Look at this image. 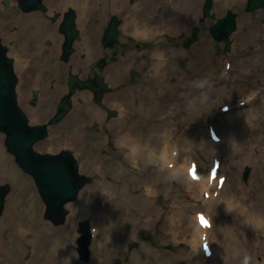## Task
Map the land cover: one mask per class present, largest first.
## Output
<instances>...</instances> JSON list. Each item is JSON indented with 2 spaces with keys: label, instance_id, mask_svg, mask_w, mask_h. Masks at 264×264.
<instances>
[{
  "label": "rangeland",
  "instance_id": "rangeland-1",
  "mask_svg": "<svg viewBox=\"0 0 264 264\" xmlns=\"http://www.w3.org/2000/svg\"><path fill=\"white\" fill-rule=\"evenodd\" d=\"M129 4L131 3L130 0H128ZM138 0H135L134 3H138ZM203 3V2H202ZM247 0L239 7L233 8V7H227L225 11L223 10L220 14L217 12L214 4L213 11L215 12L214 18H207L205 22L199 23V19L202 14V4L200 6L198 15L195 17L194 21L191 23H186L185 26H183L180 29L172 30L170 28L162 30V32L159 31V34H155L151 36V38H146L142 36H138L136 33L127 31L125 32L123 30V24L120 27L121 29V40L119 44L117 45V52L120 53L123 57V60H125L126 64V73L124 70H122L121 62L116 63L115 65L118 66V69L120 73L118 72V76L116 77V87L114 86L113 93L117 95L118 100L120 98L129 99L132 102V105H135V101H133V98L131 95V91L135 89L137 86H140L142 84L144 85H150V88L156 90L159 89L160 94L162 95L160 97L161 102L164 104V108L166 111H168L169 107L168 105L177 104L179 107V110L181 109L180 114L176 118H170L168 120L169 124H179L180 127L177 129V133L179 137H182L181 134L184 130H186L187 137L186 140V146L182 147L183 152L185 154L182 155L180 158V161H184L185 158H187V161L189 160L188 156H192L193 158H197L201 165V170L206 172L211 160V155L206 154L201 148L198 147L195 148L196 142L194 141L197 139L198 143H201L202 140L206 139V123L208 119L215 120L212 117H209L213 115V112L206 115V110L211 109L214 103L216 102V107L219 105L222 101H227L234 103L238 98L245 96L243 95H236L232 94L229 91H235L241 88L246 87H253L256 86L257 83H261L259 85V98L255 103H251L247 109H239L237 114L247 123H253L257 127H264V82L262 81L264 78V60H261L256 63V66L253 69L250 68H242L240 74L238 75L237 79H234L233 82L227 83L224 82V76L221 74V70L223 67V59L226 57H229L233 60V71L231 72V75L234 74V72L237 70L236 64L241 63L243 61H249V64H252L253 58H257L259 55L264 54V50H261L260 53H254L255 46L253 43L247 44L244 47H238L236 45V34L240 30L242 20L247 19L250 21H260V24L263 26V43H264V17L257 18L256 14L262 10H256L249 12L246 10L247 7ZM233 9L238 13V29L236 33L233 35L234 43L232 50L230 52H225V43L224 42H218L215 39H213L211 33H210V27L215 23V21L226 14L227 9ZM264 9V8H263ZM19 10L17 6L11 2V7L9 9H5L3 5H1L0 10V33L2 35L4 34V27L7 26L8 33H12L14 29V23L15 18L19 15ZM121 17L123 20L126 19V13H120L115 12ZM113 12L110 14H107L105 20L103 23H101L100 14L98 12H95L91 16V36L93 37V46L95 49H97V55L95 56V59H97L100 56L106 55V51L104 50L102 43H101V36L103 34V31L105 27L107 26ZM154 14H148L147 16H150ZM161 16L160 13H158L153 20H157ZM254 21V22H255ZM101 24V25H100ZM98 25V33L94 32V26ZM199 25L201 27V31L199 34V39L190 47L185 48L184 45H182L183 40L192 33L193 26ZM248 29V26L245 25L241 29L242 32H246ZM160 37V40L162 39V42L160 43L157 37ZM137 39H141L140 41ZM148 39V40H146ZM5 42L8 43L7 39H4ZM137 43H140V46H137ZM147 43V44H146ZM43 49H47L43 51ZM151 49H153L152 55H151ZM155 49H161V55L163 57L162 63L159 62L158 57L154 58L153 55ZM26 51L32 55V54H40L39 57H37L36 61L38 63L39 60H42L41 64H46L45 68L43 70H40V73L43 75V81H47L49 87L47 88V92L50 93L53 91V88L56 84H60L63 86V90L60 92V95H62L65 91H67V76L68 71L70 68H72L74 71L77 69H74L72 66H70V63L74 60L71 59L70 63L66 64L64 62H60L58 58L53 56V54H50L48 50V46L45 44H37V42L30 40L29 46L26 48ZM124 51V53H123ZM163 53V54H162ZM155 60V63L162 64L163 68L161 72L165 73L166 80L161 78L157 82L150 83L149 80H147L145 77L150 76L151 74V68L153 69V59ZM191 60H195L196 64L191 65ZM206 63V64H205ZM207 64L210 65L208 68ZM92 65H94V62H91V65H88V69L90 70ZM192 66V67H191ZM114 67V68H113ZM195 67V68H193ZM204 67L202 70L201 68ZM112 68V69H111ZM111 75L115 72L117 67L114 65H110L109 67ZM209 69V70H208ZM137 70L139 72V76L136 78H133L131 76V71ZM195 70L196 73H193ZM201 70V71H200ZM207 72L210 73L208 77H203L207 75ZM92 73V72H91ZM196 75L197 78L195 81L204 79L206 83L208 82L209 85H212L214 87H219L221 84H226L224 86H221L215 90V93L210 90L209 92V101L202 99V92L196 93L193 91L192 93V102L190 101L188 94V91L181 90L178 91L180 88L183 89V83L184 80L190 81L191 78ZM179 83V86L176 87V91L173 93L172 99L170 101H167V103H164V95L165 91H173L171 86L169 89L164 90L163 87H168L171 84H177ZM160 83H165L162 86H159ZM182 83V84H181ZM118 84L119 87H118ZM220 84V85H218ZM123 85H126V87H123ZM253 91V90H251ZM54 94V91L52 92ZM170 93V92H169ZM228 93V94H227ZM110 94V93H109ZM109 94L105 95L108 96ZM58 95V97L60 96ZM50 96V95H49ZM78 96V97H77ZM76 97V105H81L82 102L79 100V98H83L81 95H77ZM224 96V97H223ZM57 97V98H58ZM104 97V98H105ZM128 97V98H127ZM223 97L221 101H215V99ZM48 98V96H47ZM46 98V99H47ZM215 98V99H214ZM57 102V101H56ZM187 108L194 109L195 107H202L205 109V117L203 120L200 118H192L191 126L184 125L183 126V109L185 111V105L187 104ZM128 103V102H127ZM126 105L122 102H119L117 106L120 105ZM129 104V103H128ZM122 105V106H123ZM110 107V105H108ZM117 106H112L116 107ZM181 106V107H180ZM41 106H39V114L43 115L42 121H47L49 117L54 113L56 109V105H47L43 106V113L40 109ZM88 107V105L85 106V108ZM99 106L93 101V96L91 97V127H97L98 131H91V133H88L85 128L86 122H90L88 116H86V119L84 121H81L80 115H85L88 113L90 108H87L86 110L79 112H72L70 113L65 120L60 122L57 125L51 126L50 128V135L47 139L39 142L37 144V149L40 151H57L60 148H72L74 152L77 154L82 167V172H85L87 174H91L94 176V181L91 183V185H87L80 193L79 198L69 204V208L71 209V214L68 216L67 221L63 225L56 226L50 221H47L43 217L45 205L38 193L37 187L33 181V178L23 172L21 168L16 163L14 156L7 152L6 147L4 145V138L5 134L0 132V140H1V146L4 150V153L8 155L11 159V163L14 166V169L16 171V174L23 176L26 178V182L18 183L15 182L11 177H2L0 179V184L2 183H10L12 190L7 196L6 204H5V212L0 217V221H2L5 218L6 211L9 210V207L11 205V202L14 200L19 204L20 212L24 214V220L29 222L30 217L33 216L34 213H39V220L41 224L46 225L50 235L46 238V244L47 247H54V246H60V248H65V240H67V235L72 238L71 240V256L73 257L74 264H84L91 261H82L79 259L78 252L76 250V239L79 236L78 227H79V221L81 219H84V217L91 216L93 219V222L97 224L100 227V238L97 240L98 246L102 248L104 236L106 233V227H107V219L105 214L107 211L105 210V201L103 199H100L96 197V192L94 193V196H91V187L98 183V181L101 179L102 176L111 175V174H120V176L127 174L125 172L126 168L129 166L125 164L123 161L122 154L120 153L119 147H118V132L114 131L110 126L109 123L117 118L119 114L115 116L109 117L107 112L105 120L98 119L94 115V108ZM236 108H239L236 106ZM235 108V109H236ZM217 113V110H216ZM97 116V115H96ZM98 117V116H97ZM209 117V118H208ZM218 118V116H217ZM134 117L132 115L129 116V123L127 124L128 128L130 129L132 127V121ZM238 120H241L240 118H237ZM154 121L157 122V117H155ZM40 122V121H39ZM126 122V121H125ZM173 127V125H171ZM170 127V126H169ZM222 127V125H221ZM220 130V128H219ZM256 133L261 132L260 129L255 130ZM146 135H144V140L147 141ZM56 137L58 139V142L53 144L51 148H46L43 146L45 142L50 140L52 137ZM175 137L177 135H174ZM183 138V137H182ZM189 144V145H188ZM224 150V158L225 160V171L229 173V180H228V190L231 191H241L239 186H247L246 193L244 195L251 196L256 195L258 193V186H260L263 183V179L257 180L254 183L252 182V175L254 171V165L251 162H243L241 164L239 172H237L236 168H232L231 163L228 161L227 157V147H221ZM253 152L257 153L258 148L254 146ZM91 160L96 161V169H92L90 166H87L89 163H91ZM83 165H86L84 168ZM245 166L251 167V172L248 179L243 178V172L245 169ZM150 168L147 169L149 171ZM119 176V177H120ZM150 174L148 173H141L140 179L137 181H140L142 178H149ZM264 178V176H262ZM145 182V181H143ZM154 183L152 182H145V186L143 190H137L135 194H142L145 192V188H147L149 185L152 186ZM159 190L157 193V197L155 198L156 205L158 207H161L162 209L158 210V217L154 221H152L150 224H143L140 225L133 234L128 236L127 234L122 239L123 240V249L121 256H117L114 259L113 264H116L119 260H121L120 264H193L192 258L196 254V251H194L191 239H192V221L188 218L191 214H193L194 211L198 209H206L204 206L203 200L201 196H197L188 202H182L180 203L184 208H178L173 206L174 198L180 199L183 197V193H185V190H181L178 186V180L176 178H171L169 176L162 175L161 178H159L158 181ZM129 187V186H127ZM263 199V198H262ZM168 202L166 205L165 203ZM245 203L247 201H244ZM193 204V205H192ZM126 209H129V204H126ZM167 209L170 210L169 215H171V220L173 222V226L168 229V223H167V217L165 218V213ZM211 212L213 213L216 221V226L214 230V235L220 238L222 234H220V230H223V226L225 224L233 223V216H229L222 212L220 207H217L216 210L214 208H210ZM76 211V212H75ZM77 211L80 214V218L75 223L74 228L71 230L72 234H68V232H62L61 229H63L71 220L73 215L77 213ZM179 211H184L185 217L181 219V215ZM173 212V213H172ZM40 227L38 223V219L35 222L31 223V226L29 229L26 230L25 240L28 243L27 250L25 252L26 254V260H29L32 255L33 246L31 244V241L36 238V232L37 229ZM186 227V232H182V228ZM28 228V227H27ZM148 229L152 233L153 241L150 240H144L141 236V230ZM254 230V229H253ZM252 230V232H254ZM4 229L0 228V236L3 234ZM169 232L172 233V235H169ZM234 232V230H233ZM241 236H244L243 230L240 229ZM253 237L256 238V241H253ZM245 239H248L246 241L248 244L252 243H264V234L263 233H255V235L252 236H246ZM134 241H139V244L135 247H130L129 244ZM55 251V250H54ZM103 251L100 252L102 254ZM55 254V252H53ZM10 255L12 259L14 260L16 254V250L14 252H10ZM56 255V254H55ZM56 256H54L51 261H55ZM64 260V259H62ZM255 260L257 261V264L261 263L264 264V252L258 253L255 256ZM126 261V262H125ZM128 262V263H127ZM2 264V263H0ZM60 264H64L61 262ZM104 264V263H101Z\"/></svg>",
  "mask_w": 264,
  "mask_h": 264
},
{
  "label": "bare ground",
  "instance_id": "bare-ground-1",
  "mask_svg": "<svg viewBox=\"0 0 264 264\" xmlns=\"http://www.w3.org/2000/svg\"><path fill=\"white\" fill-rule=\"evenodd\" d=\"M55 1V0H54ZM245 0H216V8L221 13L223 10L225 11L226 6H236L243 4ZM63 7L68 4H75L80 13V23L84 27L85 20L88 14L91 11V15L94 11H97L101 19L104 20L107 14L118 11L126 13V21L124 24V30L128 29H136L139 28L145 29L143 34L149 32V30L161 31L162 29H168L170 27L177 29L180 28L183 24L187 23V20L193 21L196 15L199 12L200 5L202 0H140V3L136 6H131L127 3V0H61ZM150 16L148 14L153 13ZM160 13L161 16L157 20H153V18ZM22 17L19 21L20 25V33H26V37L29 38V31L31 30L29 24L33 22V18L31 16ZM258 18L264 17V11H260L257 14ZM36 21V20H35ZM251 23V24H248ZM243 25H248L247 34H243L242 31L239 32L237 36V41L239 44H247L251 41L256 42L258 39H252L253 37H259L261 32L263 31V26L257 21V23H253L244 20L242 22ZM99 27H96L98 30ZM6 39H10L11 35L7 33L5 29ZM260 38V37H259ZM260 41V40H259ZM86 42L79 43L78 53L76 54V64H80L83 61L79 59V56L83 55L82 52L85 51ZM161 51L158 50L155 52L158 56ZM19 57V65L24 61L23 54L18 52ZM225 64V63H224ZM43 65H33L26 69V66L20 68L23 75L29 78V82L32 84H39L44 93H46L48 88V82L38 83L37 76L34 72V69H41ZM160 69L152 74L150 80H158L161 77ZM61 88V86L56 87ZM0 90H3L0 87ZM136 91V90H135ZM82 94L86 99L90 98L89 92H82ZM135 95L139 98L142 96L140 90L135 92ZM24 95H22L21 99H23ZM92 97V93H91ZM114 94L108 96V102L110 105L114 106L116 103L114 102ZM161 95H157L158 104L149 105V107H138V113L140 115H146L148 117L156 114L160 121L163 120V106L160 104ZM156 101V102H157ZM28 109V107H27ZM95 115L99 116L100 119H103L105 114L102 110L94 109ZM235 113L234 109L231 107L228 112L225 114ZM125 113H121L120 116L110 122L112 129L116 132H119L118 137V147L122 157L126 160V165L129 167L126 168L125 172L127 174L124 175V178L119 177V173L106 175L101 177V179L91 187V196H94L96 192V197L103 199L105 201V210L107 213L105 214L107 219V227L105 233V242H103V249L98 247V244L95 242L94 246V256L93 260L90 263L84 264H113L115 257L120 256L122 254L123 249V238L128 233L129 235L133 234L135 230L143 224H150L152 221L157 219L158 210L162 209L158 207L155 203L154 198L157 197V189L149 190V186L145 188V192L142 194H135L137 190H143L145 182L156 183L159 180V176L162 175H171V177L178 179V186L180 188H186V192L183 194V197L180 199L179 204L182 202H188L189 200L197 197L198 195H203V191L207 188L213 189L208 184L209 172L205 175V178H202L201 181H194L190 179L187 175L188 164L185 163L180 167V157L181 150L175 159L171 158V149L176 146V142L173 141L170 137V132L167 128V123L158 122L151 127V131L147 133V143L149 145H154L150 147V150L147 151L143 148L138 147L137 137H134L128 131L127 125L125 124ZM31 118L33 120H38L39 115L35 114L32 111ZM244 129V139L241 142H237V138L235 135V130L233 127L227 128L224 133H220L219 135L223 136V141L221 143H214L210 139L206 138L202 142V149L206 153H211L212 157L215 154L220 153L219 147L221 145L227 144L230 146V150L228 153V159L232 163V166H240L241 162L250 161L255 164V170L253 172L252 182L256 180L262 179L264 176V127H257L254 124H243ZM164 129L163 132L159 135V143L162 145V149L159 150L161 146L159 144H154V139L158 136V132L161 129ZM141 129V128H140ZM256 129H260L262 134H255L254 131ZM249 131L252 132V135H249ZM55 142H57L56 137H52L51 140L44 143L43 146L46 148H50ZM171 144H170V143ZM169 143V144H168ZM164 144V148H163ZM256 145L259 149V154L256 155L253 153L252 146ZM159 150V153H158ZM158 153V154H157ZM174 160L176 162L173 168H168V163ZM130 163V165H129ZM133 166L134 164V167ZM139 165V167H138ZM85 166V165H84ZM87 166H90L92 169H95L96 161L91 160ZM150 167L151 171L149 172V178H142L140 183L136 181L138 174L135 171L144 170L145 167ZM223 164H221V168ZM2 177H11L15 182L22 183L26 182V178L16 174L13 164L11 163V159L8 155L4 153V150L1 146L0 140V179ZM227 180L220 192V194L210 199H205L203 196V202L205 207L210 208L212 206H221L222 211L225 214L233 215V227L235 229L247 228V230H251L253 227L251 224V218L253 217L254 226L258 227L260 230L264 231V224L257 225V216L258 212L264 211V201H261L262 198L264 200V182L258 186L257 188L259 196L258 199L250 204L249 213L245 212V205L242 204V200H239L241 197L244 198L243 191L237 192H227ZM127 185L129 187H127ZM241 189L242 186L240 185ZM245 190V189H244ZM252 200V198H250ZM261 199V200H259ZM249 202V201H248ZM129 204V209H126V204ZM176 203H174L175 206ZM165 218L167 217L168 229L173 226V222L171 220V216H169V211H166ZM77 213L73 215L69 223L61 229L62 232H68V234H72L71 230L74 228L76 223ZM24 214L20 212V207L17 202L14 200L11 202L9 210L6 212L5 218L0 221V228H3V234L0 236V263L2 264H60L63 262L64 264H74V259L71 256V240L68 235L67 240H65V248H60V246L47 247L46 238L50 235L49 230L46 225L41 224L39 220V213H34L32 217H30V221L27 222L24 220ZM38 219V223L40 227L37 229L36 238L31 241L33 246V251L31 258L26 260V250L28 243L25 240L26 230L30 228L31 223L35 222ZM190 219L192 220V243L195 248L196 254L194 255L192 262L193 264H238L240 258L244 259V256H248V262L250 259V254L254 256L256 253L264 252V243H261L259 246L255 245V248L252 250L248 249V246L245 244L243 240H236L231 236L229 239L224 238L223 243L217 242V245H213V247H222L220 253H215L210 257H206L203 254L201 247V234L202 227L198 225L196 216L191 215ZM214 224L208 230L209 236H212L213 239V231L215 228V220L213 218ZM28 227V228H27ZM129 228V230H126ZM100 229L97 230L95 240L100 238ZM186 227L182 228V232L185 233ZM228 241V242H227ZM248 249V252L246 251ZM16 250L17 256H15L14 260L12 259L10 252H14ZM55 250V251H54ZM100 251H103L102 254H99ZM55 252V254H53ZM56 256L55 261H51V259ZM250 256V257H249ZM64 259V260H62ZM251 261H255L254 257Z\"/></svg>",
  "mask_w": 264,
  "mask_h": 264
},
{
  "label": "water",
  "instance_id": "water-1",
  "mask_svg": "<svg viewBox=\"0 0 264 264\" xmlns=\"http://www.w3.org/2000/svg\"><path fill=\"white\" fill-rule=\"evenodd\" d=\"M40 0H25L24 8L31 9L38 5ZM212 0L206 5V14ZM258 3L252 5V8ZM117 21L111 26V33L107 35L106 40L114 42L117 40ZM233 15L228 16L212 27L215 37L218 39H227L231 31L235 28ZM195 29L192 42L198 33ZM7 49L0 43V128L7 133L6 143L9 150L18 155L21 164L29 170L37 179L41 194L47 204L46 217L51 218L54 223H61L65 220L66 202L74 200L79 189L91 178L81 175L74 156L68 151H62L59 154H40L34 150V144L46 133L45 126H30L27 116L20 111L17 104L16 84L17 77L13 67V61L6 54ZM96 91L97 100L101 95V90L105 87L92 86ZM69 108L63 105L54 121L60 119ZM8 190L5 187L0 191V211L3 207V196ZM84 236L79 240L81 246L79 251L82 258H88L87 245L89 242V230L82 229Z\"/></svg>",
  "mask_w": 264,
  "mask_h": 264
},
{
  "label": "snow or ice",
  "instance_id": "snow-or-ice-1",
  "mask_svg": "<svg viewBox=\"0 0 264 264\" xmlns=\"http://www.w3.org/2000/svg\"><path fill=\"white\" fill-rule=\"evenodd\" d=\"M212 176H213V178H215V176H216L215 171L212 172ZM222 183H223V181H221V184H222ZM200 220H201V224H202L204 227H209V226H210V224H208V223L206 222V220H205L204 217H201Z\"/></svg>",
  "mask_w": 264,
  "mask_h": 264
},
{
  "label": "flooded vegetation",
  "instance_id": "flooded-vegetation-1",
  "mask_svg": "<svg viewBox=\"0 0 264 264\" xmlns=\"http://www.w3.org/2000/svg\"><path fill=\"white\" fill-rule=\"evenodd\" d=\"M59 38H60V36H59Z\"/></svg>",
  "mask_w": 264,
  "mask_h": 264
}]
</instances>
